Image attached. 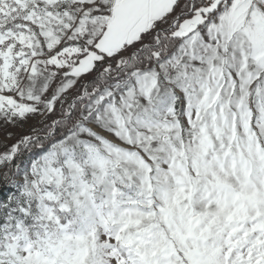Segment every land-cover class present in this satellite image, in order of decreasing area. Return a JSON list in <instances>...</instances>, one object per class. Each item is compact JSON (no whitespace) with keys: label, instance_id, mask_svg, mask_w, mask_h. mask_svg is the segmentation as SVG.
Returning <instances> with one entry per match:
<instances>
[{"label":"snow or ice","instance_id":"6c2138e0","mask_svg":"<svg viewBox=\"0 0 264 264\" xmlns=\"http://www.w3.org/2000/svg\"><path fill=\"white\" fill-rule=\"evenodd\" d=\"M0 264H264V0H0Z\"/></svg>","mask_w":264,"mask_h":264}]
</instances>
